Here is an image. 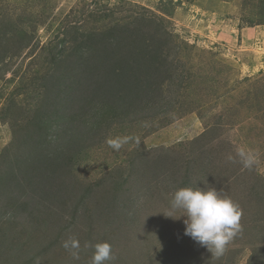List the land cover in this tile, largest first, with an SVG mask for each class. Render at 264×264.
<instances>
[{"label":"rangeland","instance_id":"374dc122","mask_svg":"<svg viewBox=\"0 0 264 264\" xmlns=\"http://www.w3.org/2000/svg\"><path fill=\"white\" fill-rule=\"evenodd\" d=\"M183 187L239 205L219 258ZM99 242L105 264H264V0H0V264Z\"/></svg>","mask_w":264,"mask_h":264},{"label":"clouds","instance_id":"9594fccd","mask_svg":"<svg viewBox=\"0 0 264 264\" xmlns=\"http://www.w3.org/2000/svg\"><path fill=\"white\" fill-rule=\"evenodd\" d=\"M126 142L127 139L120 144L111 140L108 143L110 147L119 148L122 143ZM136 143H139L138 138ZM237 158L245 169H252L257 163V154L244 147H237L235 156L232 154L227 156V160L234 163L237 162ZM171 195V209L183 210L181 216L186 217L184 235L206 247L212 256L219 258L223 255L226 245L241 230L239 205L212 188L204 190L183 187ZM166 216L173 218L171 211ZM62 246L71 251L74 259H79L80 244L77 239L70 237L63 242ZM86 246L94 248L90 264H105L106 261L113 259L112 248L108 242Z\"/></svg>","mask_w":264,"mask_h":264}]
</instances>
